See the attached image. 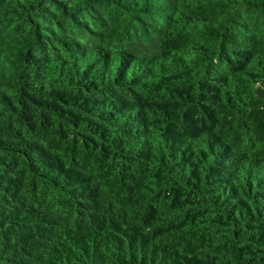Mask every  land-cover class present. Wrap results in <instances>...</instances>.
Listing matches in <instances>:
<instances>
[{
  "label": "trees",
  "instance_id": "1",
  "mask_svg": "<svg viewBox=\"0 0 264 264\" xmlns=\"http://www.w3.org/2000/svg\"><path fill=\"white\" fill-rule=\"evenodd\" d=\"M0 264H264V0H0Z\"/></svg>",
  "mask_w": 264,
  "mask_h": 264
}]
</instances>
